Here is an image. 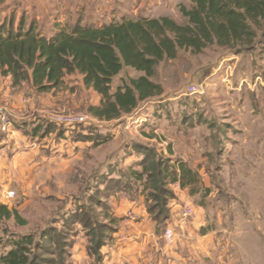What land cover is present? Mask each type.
Listing matches in <instances>:
<instances>
[{
    "label": "rangeland",
    "instance_id": "obj_1",
    "mask_svg": "<svg viewBox=\"0 0 264 264\" xmlns=\"http://www.w3.org/2000/svg\"><path fill=\"white\" fill-rule=\"evenodd\" d=\"M158 1L0 0V28L5 27L6 31L23 28L26 31L35 26L39 33L50 37L59 26L109 24L131 17L129 15L137 8L138 16L134 18L170 17L179 24L185 22L179 5L189 8V0L163 2L167 10L157 7L161 0ZM256 44L257 57L261 60L258 68L253 70L257 75L240 82L243 91L238 96L235 92L224 94V82L220 77L227 71L229 80L235 79L236 75V70L232 68L231 74L230 66L224 62L226 49L214 45L200 55L180 51L176 60L161 63L152 79L163 88L164 94L140 104L133 114L119 120L94 118L89 109L101 104V96L85 88L81 77L69 76L70 80L55 92L54 97L59 95L61 100L38 124L46 125L42 135L55 133L60 139L69 132L74 139L91 144L85 151V163H93L87 169L88 176H85L81 188L63 200L59 198L63 192L57 187L52 192L42 190L41 196L31 199L29 161L19 156L28 150V145H21L19 149L10 136L0 133V207L18 210L26 223L0 217V256L16 238L34 235L40 241L43 233L53 229L57 234H63L62 245L66 243L69 252L74 245L72 237L85 233L92 240L96 222L97 226L106 225L107 230L101 234H108L111 224L104 214V208L108 207L107 198L116 190L131 189L134 182L133 170L128 169L124 159L135 151L136 154H132L134 161L142 160L132 167L136 166L141 172L145 150L153 149L161 160L175 165L176 161L184 163L198 181L196 186L179 188L187 199L211 214L208 227L214 232L215 244L219 248L213 264H264L263 31L258 33ZM207 65L208 68L200 72V68ZM247 66L250 67V62ZM142 75L125 68L113 80L112 91ZM192 84L207 86L206 94L203 97L185 96L187 87ZM52 114L88 116L91 122L74 130L59 128L49 123L47 118ZM11 119L14 122V118ZM34 125L26 123L19 128L30 138L36 136ZM172 151L176 155L171 159L168 157ZM93 171L97 176L87 186L89 174ZM108 171L115 172V175L111 176ZM174 183H171L173 188ZM10 192L15 196L8 200L6 195ZM187 199L182 206L190 205L194 209ZM173 200L169 201V207ZM82 208L95 222L90 227L84 226L81 219L73 224L76 213Z\"/></svg>",
    "mask_w": 264,
    "mask_h": 264
},
{
    "label": "trees",
    "instance_id": "obj_2",
    "mask_svg": "<svg viewBox=\"0 0 264 264\" xmlns=\"http://www.w3.org/2000/svg\"><path fill=\"white\" fill-rule=\"evenodd\" d=\"M179 10L185 19L183 24L170 17H123L102 25L59 26L50 37L39 33L35 26L26 31H6L2 27L0 85L11 76L13 87L27 82L37 93H55L69 76L77 75L85 88L102 98L100 105L89 109L90 114L100 121L119 120L133 114L140 104L164 94L152 79L159 65L176 60L180 51L200 55L215 45L240 52L256 44L260 31L264 34V0H190L189 8L181 4ZM125 68L143 75L113 92V80ZM145 151L142 171L135 175L137 179L147 176L150 212L158 222H165L170 219L169 201L174 198L169 185L178 181L182 187L196 186L198 181L184 163L171 164L161 160L155 150ZM104 209L111 224L105 236L101 233L107 226H97L83 208L73 223L81 219L86 227L96 224L89 250L98 261L100 249L116 233V220L109 207ZM0 217L26 224L18 210L6 206L0 207ZM63 240V234L54 229L43 233L40 241L34 235L16 238L10 250L0 256V264H72Z\"/></svg>",
    "mask_w": 264,
    "mask_h": 264
},
{
    "label": "crops",
    "instance_id": "obj_3",
    "mask_svg": "<svg viewBox=\"0 0 264 264\" xmlns=\"http://www.w3.org/2000/svg\"><path fill=\"white\" fill-rule=\"evenodd\" d=\"M184 1L187 2L188 0ZM160 2L157 3V7L160 6L161 9L167 10L168 7L163 5V2H168V0H161ZM138 10L137 8L135 12L132 11L129 16H138ZM256 45L240 52L226 50L224 62L230 66V71L236 70V75L235 79L229 80V71H227L220 77L224 82V94L235 92V95L238 96L243 91L240 82L243 79H252L253 74L257 75V72L253 73V70L258 68L261 60L257 57L259 54ZM249 62L250 67L247 66ZM206 68L208 65L201 67L200 72ZM54 95L55 93H37L27 82L21 86L13 87L11 76L4 79L0 85V105L8 108L14 118L15 125H17L13 135L9 138L16 142L15 144L19 149L21 145H28V150L20 153L19 156L20 159L25 158L29 161L27 169L32 200L41 196L42 190L55 191L54 187L63 192V195H60L62 197L59 196L60 199L68 198L71 193L81 188L85 176H88L89 165H93V163H85L87 155L85 151L91 147L88 141L76 140L71 137L72 133L69 132L60 139L56 138L57 134L55 133L47 132L42 135L45 133L46 125L39 126L38 124L44 120L47 112L52 110L61 100V96L54 97ZM26 123L35 124V137H26L23 130H20L19 125ZM132 154H136V152L134 151ZM132 154L124 159L129 165L128 169L133 170L132 188L116 190L107 198L110 214L116 220L114 226L116 233L100 249L99 261L96 256L90 253L92 240L85 233L72 237L74 245L70 250L71 263L213 264L214 254L219 251V248L215 244L214 232L208 227L212 221L209 210L201 205H195L190 198L187 199L181 190L182 188H173L170 184L169 188L174 195V200L169 207L170 219L165 222H158L150 212V205L152 204L148 198L150 190H146L148 178L145 176L142 179H137L135 173L140 172V169L136 166L132 167V165L141 162L142 158L134 161L135 156ZM175 155L172 151L168 158L172 159ZM108 163L103 169L107 167ZM109 173L111 176L115 175V172L108 171ZM95 174L94 171L89 174L87 186L90 180H94L97 176ZM185 199L194 207L195 216L191 220H185L180 215V209ZM167 228H171L177 233V240L173 246H168L164 241V231ZM9 250L10 248L7 251Z\"/></svg>",
    "mask_w": 264,
    "mask_h": 264
},
{
    "label": "built area",
    "instance_id": "obj_4",
    "mask_svg": "<svg viewBox=\"0 0 264 264\" xmlns=\"http://www.w3.org/2000/svg\"><path fill=\"white\" fill-rule=\"evenodd\" d=\"M207 86L203 84L189 85L184 93L185 96L203 97L206 94ZM11 114L6 106L0 105V133L6 136H12L15 130V124L11 119ZM49 123L59 128L74 130L84 125H90L91 119L83 115L70 114H52L47 118ZM175 188L181 187L180 182L174 183ZM7 199H12L15 194L13 192L7 193ZM180 215L185 220H191L195 216L194 209L190 205L181 207ZM164 240L168 246H173L177 240V233L168 228L164 233Z\"/></svg>",
    "mask_w": 264,
    "mask_h": 264
}]
</instances>
